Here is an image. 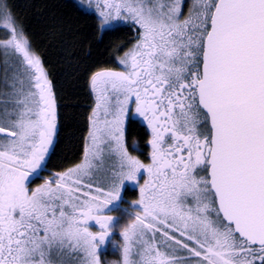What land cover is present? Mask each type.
Here are the masks:
<instances>
[{
	"label": "snow or ice",
	"instance_id": "obj_1",
	"mask_svg": "<svg viewBox=\"0 0 264 264\" xmlns=\"http://www.w3.org/2000/svg\"><path fill=\"white\" fill-rule=\"evenodd\" d=\"M74 7L105 35H134L112 47V66L85 70L80 156L52 171L63 88L0 0V264H101L113 217L99 213L141 169L122 264H264V0ZM130 113L149 130L146 159L126 144Z\"/></svg>",
	"mask_w": 264,
	"mask_h": 264
},
{
	"label": "trees",
	"instance_id": "obj_2",
	"mask_svg": "<svg viewBox=\"0 0 264 264\" xmlns=\"http://www.w3.org/2000/svg\"><path fill=\"white\" fill-rule=\"evenodd\" d=\"M24 20L53 77L63 88L64 131L57 157L49 167L60 170L61 163L78 162L80 131L90 111L92 98L86 86V69L112 66L110 50L131 40L134 31L123 28L107 35L99 32L91 19L75 10L73 0H11ZM1 58V53H0ZM129 132L144 141V126L129 120ZM67 159H62V158Z\"/></svg>",
	"mask_w": 264,
	"mask_h": 264
},
{
	"label": "rangeland",
	"instance_id": "obj_3",
	"mask_svg": "<svg viewBox=\"0 0 264 264\" xmlns=\"http://www.w3.org/2000/svg\"><path fill=\"white\" fill-rule=\"evenodd\" d=\"M75 3L77 0H73ZM1 53V59H2V52ZM139 119V121L146 125L145 122L141 117H139L136 114L130 113L127 119V124L129 122V119ZM109 163H114V161H109ZM140 182V181H139ZM127 186L130 187L131 190H135L136 183L135 181H125L122 185V190L120 193V196L117 201L112 202L109 206H107L105 209L101 210L99 214H103L104 212H110L109 215H111L114 218V221L110 223L109 227L111 229L109 235L105 238V241L101 244L99 240L97 239L96 243L98 245V256L101 259V264H107V260L110 258H116L117 260H122L121 256V249L120 245L122 244V236H121V230L122 227L130 222L131 219L134 218L135 213L140 210V206L138 204L133 203V201L130 199L128 200L129 206L132 208H126L124 205H122L123 196L122 192L123 189H126ZM137 210L134 211L133 207ZM95 228L91 229L89 226H87L91 231H100L101 229L94 221ZM116 242L115 244L113 242Z\"/></svg>",
	"mask_w": 264,
	"mask_h": 264
},
{
	"label": "flooded vegetation",
	"instance_id": "obj_4",
	"mask_svg": "<svg viewBox=\"0 0 264 264\" xmlns=\"http://www.w3.org/2000/svg\"><path fill=\"white\" fill-rule=\"evenodd\" d=\"M132 118H130L129 120H131ZM133 120H137L139 121V119H133ZM140 122V121H139ZM141 123V122H140ZM142 124V123H141ZM145 128V132H146V137L144 139V141H142L141 139H139V137L135 136V138L138 139L139 143L136 145H133L132 141H133V136L130 135H134L132 133L129 132V128L126 126V144L129 148V151L131 152V154L138 156L141 159H146L148 152L150 151V145L147 143V140L149 138V130L147 128L146 125L142 124ZM50 168V167H49ZM50 170L55 171L53 169L50 168ZM46 174V173H45ZM146 173L144 172L143 169L140 170V172L137 174V181H135L136 183V187L135 190H131L129 186H127L126 189H123L122 192V196H123V201H122V205H124L126 208H132L131 206H129L128 200L127 199H131L133 202L135 200L138 199V195H139V184L143 182V179L145 178ZM140 181V182H139ZM30 183L34 182V178H30ZM40 181H37V183H39ZM138 208L137 206L133 207V210L136 211ZM110 212H104L103 215H109ZM114 221V218L112 219L111 223ZM91 229L95 228V224L94 221H90L88 223V225Z\"/></svg>",
	"mask_w": 264,
	"mask_h": 264
},
{
	"label": "clouds",
	"instance_id": "obj_5",
	"mask_svg": "<svg viewBox=\"0 0 264 264\" xmlns=\"http://www.w3.org/2000/svg\"><path fill=\"white\" fill-rule=\"evenodd\" d=\"M133 145H136L139 143L137 138H133L132 141ZM114 244L116 243L115 241L113 242ZM107 264H122V260H117L116 258H110L107 260Z\"/></svg>",
	"mask_w": 264,
	"mask_h": 264
},
{
	"label": "water",
	"instance_id": "obj_6",
	"mask_svg": "<svg viewBox=\"0 0 264 264\" xmlns=\"http://www.w3.org/2000/svg\"><path fill=\"white\" fill-rule=\"evenodd\" d=\"M1 59V58H0Z\"/></svg>",
	"mask_w": 264,
	"mask_h": 264
}]
</instances>
